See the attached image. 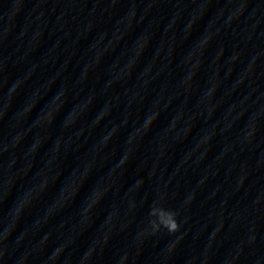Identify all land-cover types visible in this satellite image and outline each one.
Listing matches in <instances>:
<instances>
[{"label": "clouds", "instance_id": "1", "mask_svg": "<svg viewBox=\"0 0 264 264\" xmlns=\"http://www.w3.org/2000/svg\"><path fill=\"white\" fill-rule=\"evenodd\" d=\"M149 216L153 217V219L149 221V224L154 233L161 229L167 230L170 234L179 231L180 224L177 221L176 211L154 202L150 208Z\"/></svg>", "mask_w": 264, "mask_h": 264}]
</instances>
